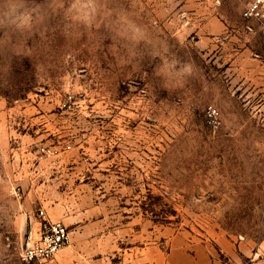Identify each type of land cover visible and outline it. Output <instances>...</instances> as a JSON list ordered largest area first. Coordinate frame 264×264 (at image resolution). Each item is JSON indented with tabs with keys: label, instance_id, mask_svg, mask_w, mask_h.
I'll return each mask as SVG.
<instances>
[{
	"label": "rangeland",
	"instance_id": "obj_1",
	"mask_svg": "<svg viewBox=\"0 0 264 264\" xmlns=\"http://www.w3.org/2000/svg\"><path fill=\"white\" fill-rule=\"evenodd\" d=\"M245 5L0 0V264H29L40 208L105 219L116 253L180 233L231 264L222 239L264 241V24Z\"/></svg>",
	"mask_w": 264,
	"mask_h": 264
},
{
	"label": "crops",
	"instance_id": "obj_2",
	"mask_svg": "<svg viewBox=\"0 0 264 264\" xmlns=\"http://www.w3.org/2000/svg\"><path fill=\"white\" fill-rule=\"evenodd\" d=\"M60 220L67 226L74 224L71 231L72 243L59 251L49 264H63L69 260L66 255L76 251L81 253V250L83 258L76 264H228L226 258L213 257L205 245L188 241L184 234L172 236L168 252H164L161 245L151 243L124 247L116 253L113 238L104 229L105 219L94 215V220L91 218L87 221L86 213L76 216L66 213ZM83 243H91L90 245L94 243L93 258L88 259L83 254L86 250ZM221 244L231 264H243L241 259L243 255L249 256L248 264H264V241L258 243L254 249L242 240H238L234 246L227 238L222 239ZM189 248H193L194 252H190Z\"/></svg>",
	"mask_w": 264,
	"mask_h": 264
},
{
	"label": "built area",
	"instance_id": "obj_3",
	"mask_svg": "<svg viewBox=\"0 0 264 264\" xmlns=\"http://www.w3.org/2000/svg\"><path fill=\"white\" fill-rule=\"evenodd\" d=\"M243 17L248 21H259L264 24V0H246ZM220 111L216 106H209L206 119L210 126L216 128L220 124ZM40 225L35 234H30L23 244L20 258L29 264H42L50 261L63 248L72 243L70 228L59 219H52L47 212L40 208Z\"/></svg>",
	"mask_w": 264,
	"mask_h": 264
},
{
	"label": "clouds",
	"instance_id": "obj_4",
	"mask_svg": "<svg viewBox=\"0 0 264 264\" xmlns=\"http://www.w3.org/2000/svg\"><path fill=\"white\" fill-rule=\"evenodd\" d=\"M77 2H79V0H77ZM185 71H188V69H185Z\"/></svg>",
	"mask_w": 264,
	"mask_h": 264
}]
</instances>
